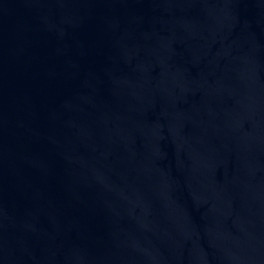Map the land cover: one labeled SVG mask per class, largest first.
Segmentation results:
<instances>
[{
    "label": "water",
    "instance_id": "1",
    "mask_svg": "<svg viewBox=\"0 0 264 264\" xmlns=\"http://www.w3.org/2000/svg\"><path fill=\"white\" fill-rule=\"evenodd\" d=\"M0 264H264V0H0Z\"/></svg>",
    "mask_w": 264,
    "mask_h": 264
}]
</instances>
